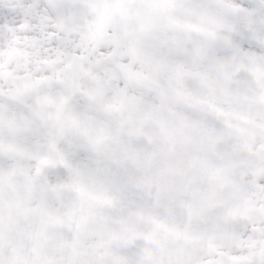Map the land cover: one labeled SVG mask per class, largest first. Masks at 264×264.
<instances>
[{
  "label": "snow or ice",
  "instance_id": "6c2138e0",
  "mask_svg": "<svg viewBox=\"0 0 264 264\" xmlns=\"http://www.w3.org/2000/svg\"><path fill=\"white\" fill-rule=\"evenodd\" d=\"M0 264H264V0H0Z\"/></svg>",
  "mask_w": 264,
  "mask_h": 264
}]
</instances>
